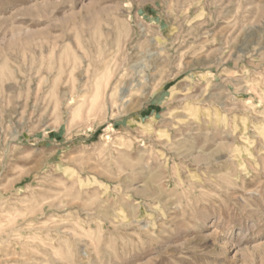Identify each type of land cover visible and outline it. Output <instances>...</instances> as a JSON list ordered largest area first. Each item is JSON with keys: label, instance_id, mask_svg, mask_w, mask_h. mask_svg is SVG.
Instances as JSON below:
<instances>
[{"label": "rangeland", "instance_id": "374dc122", "mask_svg": "<svg viewBox=\"0 0 264 264\" xmlns=\"http://www.w3.org/2000/svg\"><path fill=\"white\" fill-rule=\"evenodd\" d=\"M0 264H264V0H0Z\"/></svg>", "mask_w": 264, "mask_h": 264}]
</instances>
